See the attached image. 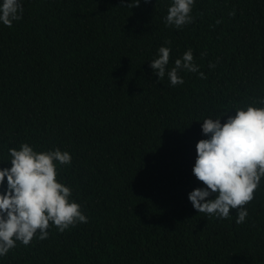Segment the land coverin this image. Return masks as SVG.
<instances>
[{
    "label": "trees",
    "instance_id": "obj_1",
    "mask_svg": "<svg viewBox=\"0 0 264 264\" xmlns=\"http://www.w3.org/2000/svg\"><path fill=\"white\" fill-rule=\"evenodd\" d=\"M22 4L21 20L0 23V169L22 143L67 151L57 179L88 222H50L48 239L17 242L0 264H264V178L243 224L188 198L205 187L193 174L203 120L264 99V0H195L180 29L165 24L172 0ZM161 46L169 70L191 49L199 72L159 80Z\"/></svg>",
    "mask_w": 264,
    "mask_h": 264
},
{
    "label": "clouds",
    "instance_id": "obj_2",
    "mask_svg": "<svg viewBox=\"0 0 264 264\" xmlns=\"http://www.w3.org/2000/svg\"><path fill=\"white\" fill-rule=\"evenodd\" d=\"M194 4L195 0H172L165 17L166 26L180 29L194 23L191 15ZM121 5L125 9L136 8L140 0L131 3L121 0ZM23 11L22 0H3L0 23L11 27L14 21L22 19ZM229 15L234 16L235 12ZM170 52V47L161 46L157 58L150 63L159 80L167 75L171 85L177 86L184 83L181 71L199 72L191 49L176 59L169 70ZM200 78L206 79L202 72ZM254 104L264 105V99L237 106L235 116L225 112L215 119L203 120L202 132L208 139L196 145L193 174L205 187L194 189L188 196L199 213L230 219V211L236 210V223L245 222L248 216L245 206L254 199V192L264 178V107ZM226 115L227 121L222 124ZM9 155L11 167L0 169V188L7 178V190L0 193V256L7 255L17 242L28 246L34 237L41 241L48 239L50 222L60 233L88 222L81 205L71 199L72 188L57 179V164L69 165L70 153L59 148L37 152L28 143H22L19 150L10 148Z\"/></svg>",
    "mask_w": 264,
    "mask_h": 264
}]
</instances>
